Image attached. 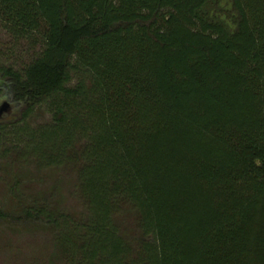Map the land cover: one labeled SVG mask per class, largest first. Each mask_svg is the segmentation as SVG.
Returning <instances> with one entry per match:
<instances>
[{
  "label": "trees",
  "instance_id": "trees-1",
  "mask_svg": "<svg viewBox=\"0 0 264 264\" xmlns=\"http://www.w3.org/2000/svg\"><path fill=\"white\" fill-rule=\"evenodd\" d=\"M0 18L41 36L25 65L0 60V141L74 166L85 206L43 193L0 206V225L49 230L60 264H264V0H0Z\"/></svg>",
  "mask_w": 264,
  "mask_h": 264
},
{
  "label": "rangeland",
  "instance_id": "rangeland-1",
  "mask_svg": "<svg viewBox=\"0 0 264 264\" xmlns=\"http://www.w3.org/2000/svg\"><path fill=\"white\" fill-rule=\"evenodd\" d=\"M41 49V36L36 32H26L10 27L0 18V60L14 64L16 67L25 65L30 57L35 56ZM76 77L72 80V84ZM5 96V94H4ZM7 99V98H6ZM3 100V99H1ZM0 100V102H1ZM8 100V99H7ZM131 109H140L142 119L147 122L152 118L151 106L140 103L137 106L135 98H130ZM129 101V100H128ZM77 103V102H76ZM45 108L35 111L29 119V128L36 131L39 127L48 126L53 122L51 114ZM71 113L75 117L84 114L82 122L89 126L92 121L99 119V113L95 109L80 106L78 103L71 107ZM10 115L6 116L8 118ZM84 118V117H83ZM80 123V122H79ZM81 124V123H80ZM83 125V124H81ZM82 130V128H79ZM80 136V135H79ZM74 138L70 143L71 162L74 155L86 143L85 137ZM85 136V135H84ZM12 135L5 141H0V206L5 203L26 201L43 193L55 194L61 209L76 218H82L85 214V206L78 189L76 170L72 165H62L58 168L41 167L30 151L18 154L19 144L12 139ZM24 139V137H21ZM74 147V151L73 148ZM108 148L102 151L105 157ZM19 182V189L12 193L15 182ZM120 225L127 231L134 229L133 215L125 213L120 217ZM54 234L49 230L37 228L31 225L14 226L0 225V264H60L51 251L54 244Z\"/></svg>",
  "mask_w": 264,
  "mask_h": 264
},
{
  "label": "water",
  "instance_id": "water-1",
  "mask_svg": "<svg viewBox=\"0 0 264 264\" xmlns=\"http://www.w3.org/2000/svg\"><path fill=\"white\" fill-rule=\"evenodd\" d=\"M3 99V100H1ZM0 102V119L8 116L11 114L13 106L12 104L6 99V98H1Z\"/></svg>",
  "mask_w": 264,
  "mask_h": 264
}]
</instances>
